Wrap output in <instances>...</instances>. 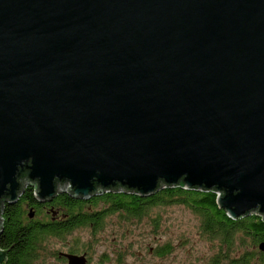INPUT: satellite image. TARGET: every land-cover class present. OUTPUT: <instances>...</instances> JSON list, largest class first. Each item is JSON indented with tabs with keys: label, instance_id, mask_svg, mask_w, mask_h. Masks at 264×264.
<instances>
[{
	"label": "water",
	"instance_id": "obj_1",
	"mask_svg": "<svg viewBox=\"0 0 264 264\" xmlns=\"http://www.w3.org/2000/svg\"><path fill=\"white\" fill-rule=\"evenodd\" d=\"M26 185L264 221V0H0V214Z\"/></svg>",
	"mask_w": 264,
	"mask_h": 264
},
{
	"label": "trees",
	"instance_id": "obj_2",
	"mask_svg": "<svg viewBox=\"0 0 264 264\" xmlns=\"http://www.w3.org/2000/svg\"><path fill=\"white\" fill-rule=\"evenodd\" d=\"M216 192L213 189L197 190L184 188L180 185L158 188L151 194L139 196L134 192L103 193L91 199H69L63 193L64 199L58 202L67 205L68 217L74 222L57 224L54 222L40 223L33 220L22 222L24 206L35 204L33 187L26 185L11 205L2 206L0 248L8 247L5 263L2 264H29L40 254L42 235L69 233L73 229L89 228L94 233L104 224V217L113 212L126 220L138 221L146 216L148 209L153 205L177 202L186 205L198 216V231L201 236L211 242L215 250L209 257L210 264H264V251L257 249V242L264 240V221L259 214L248 213L235 218L228 217L223 208L216 205ZM56 200V199H55ZM98 201L104 203L94 214L83 211L84 203L95 205ZM78 210L73 214V207ZM153 226L158 219L151 217ZM245 237L255 248H242L237 254L233 251L245 242ZM12 244L10 247L9 245ZM153 253L164 256L172 250V245L165 241L153 247Z\"/></svg>",
	"mask_w": 264,
	"mask_h": 264
},
{
	"label": "rangeland",
	"instance_id": "obj_3",
	"mask_svg": "<svg viewBox=\"0 0 264 264\" xmlns=\"http://www.w3.org/2000/svg\"><path fill=\"white\" fill-rule=\"evenodd\" d=\"M118 212L109 213L104 217V224L93 234L96 238L93 255L99 251H121L123 264H210L209 257L213 254L214 245L200 235L198 216L186 205L177 202L153 205L146 216L138 221L122 219ZM158 219L153 226L150 218ZM71 233L81 237L90 234L89 228L82 227ZM169 242L172 250L164 256H155L149 252L158 244ZM242 248H255L245 237L243 245L233 251L237 254ZM219 264H226L220 261Z\"/></svg>",
	"mask_w": 264,
	"mask_h": 264
},
{
	"label": "flooded vegetation",
	"instance_id": "obj_4",
	"mask_svg": "<svg viewBox=\"0 0 264 264\" xmlns=\"http://www.w3.org/2000/svg\"><path fill=\"white\" fill-rule=\"evenodd\" d=\"M21 192L18 197L21 195ZM107 192L114 193L113 191L109 190L91 194L87 198H80L78 196H71L67 192L62 191L56 192L53 196L41 201L34 198L35 204L24 206L25 218H22V222H26L28 220H33L40 223L54 222L57 224L74 222L72 218L66 216L68 215V211H66L67 205L65 203L58 202L57 200L66 198L65 196H63V193L68 195L69 199L78 201V199H91V197H98L99 195ZM15 201H17V199ZM12 203L6 204L11 205ZM103 205L104 203H102L101 201H98L95 205H92L91 203H84L83 211H89L94 214L95 212H97V210H100ZM75 207L76 206L73 207V214L78 213V210L75 209ZM29 209L32 211L31 216L28 215ZM71 232L42 235L41 237L43 238V240L41 242L40 254L29 264H67V258L64 253L81 256L82 264H123L121 251L112 250L111 254L114 252L113 257H111L109 253L105 251H99L97 255H93V250L91 248L93 247V244L96 240L94 234L90 233L89 235H87V237L83 238L80 235ZM2 249H6V247ZM7 252L8 247L6 249L5 256L0 264L5 263ZM149 252L154 254L155 256H158L157 254L153 253L151 247H149Z\"/></svg>",
	"mask_w": 264,
	"mask_h": 264
}]
</instances>
